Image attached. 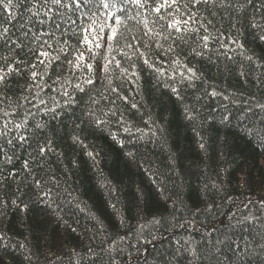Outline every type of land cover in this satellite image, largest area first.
Listing matches in <instances>:
<instances>
[{"label": "trees", "instance_id": "trees-1", "mask_svg": "<svg viewBox=\"0 0 264 264\" xmlns=\"http://www.w3.org/2000/svg\"><path fill=\"white\" fill-rule=\"evenodd\" d=\"M163 2L0 6V264H264V0Z\"/></svg>", "mask_w": 264, "mask_h": 264}, {"label": "snow or ice", "instance_id": "snow-or-ice-1", "mask_svg": "<svg viewBox=\"0 0 264 264\" xmlns=\"http://www.w3.org/2000/svg\"><path fill=\"white\" fill-rule=\"evenodd\" d=\"M53 2L54 3H60V0H53ZM137 2H139V0H137ZM176 2H177V0H164V2L161 3L158 7H155L154 8V11L157 12V13H160L161 8H164V7L171 8L172 5L175 4ZM193 2L194 3H198L199 0H193ZM12 4H13V0H0V6H3L4 8H7L8 6H10ZM105 7H107V5H105ZM161 18H163V17H161ZM119 22H120L119 19H117L116 20V23H119ZM183 23L184 24H187L188 21L185 20V21H183ZM179 24H180V21L179 20H176L174 22H171L169 24V27L176 29V31H181V29L178 27ZM145 26L147 27V24H145ZM5 31H6V29H5ZM111 32H112V34L107 37L108 40H112L114 38V36L116 34V28L113 27L112 30H111ZM85 39L87 40V38H85ZM205 39H206V37H205ZM96 47H100V45L97 44ZM41 55H45L46 56L47 53H41ZM77 59L78 60H82L83 57L81 56V57H78ZM109 62H111V61H109ZM86 67H88L89 69H91V65H86ZM9 70H11V69H9ZM106 70H107V65H105V71ZM33 75H35V73ZM3 78L4 77L2 75H0V80H2ZM91 82H92L91 80L88 81V83H91Z\"/></svg>", "mask_w": 264, "mask_h": 264}]
</instances>
